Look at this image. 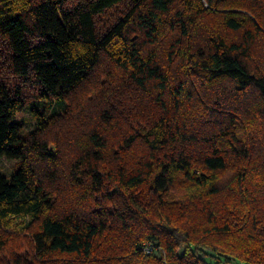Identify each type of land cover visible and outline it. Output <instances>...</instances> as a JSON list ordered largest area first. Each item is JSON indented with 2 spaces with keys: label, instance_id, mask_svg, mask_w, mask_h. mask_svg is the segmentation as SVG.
I'll return each mask as SVG.
<instances>
[{
  "label": "trees",
  "instance_id": "16d2710c",
  "mask_svg": "<svg viewBox=\"0 0 264 264\" xmlns=\"http://www.w3.org/2000/svg\"><path fill=\"white\" fill-rule=\"evenodd\" d=\"M0 159V264H264V0H0Z\"/></svg>",
  "mask_w": 264,
  "mask_h": 264
},
{
  "label": "rangeland",
  "instance_id": "374dc122",
  "mask_svg": "<svg viewBox=\"0 0 264 264\" xmlns=\"http://www.w3.org/2000/svg\"><path fill=\"white\" fill-rule=\"evenodd\" d=\"M19 122L24 124L26 131H30L35 126V120L33 114L30 111H26L20 115L18 118ZM1 171L4 175L10 177L19 167L20 163L17 161H9L6 159H0ZM208 264H214L213 260L207 259Z\"/></svg>",
  "mask_w": 264,
  "mask_h": 264
},
{
  "label": "built area",
  "instance_id": "2783aa9c",
  "mask_svg": "<svg viewBox=\"0 0 264 264\" xmlns=\"http://www.w3.org/2000/svg\"><path fill=\"white\" fill-rule=\"evenodd\" d=\"M151 251H152V248L149 247V246H147V247H146V252H147V253H151Z\"/></svg>",
  "mask_w": 264,
  "mask_h": 264
}]
</instances>
